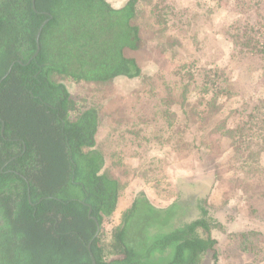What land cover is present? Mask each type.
Instances as JSON below:
<instances>
[{"label":"trees","instance_id":"trees-1","mask_svg":"<svg viewBox=\"0 0 264 264\" xmlns=\"http://www.w3.org/2000/svg\"><path fill=\"white\" fill-rule=\"evenodd\" d=\"M138 1L124 0L113 8L107 0H0L2 264H218L212 233L221 222L206 195L198 202L199 215L190 218L182 195L167 208H155L141 194L113 224L125 185L113 172L123 158L98 147V134L108 119L112 134L123 139L131 135L145 148L173 147L176 136L182 150L209 147V139L227 140L222 153H228V161L240 162L231 190L251 195L250 189H256L264 198V94L222 114L237 93L218 67L209 68L200 83L198 102L190 100L186 89H181V101L171 93L162 97L160 125L143 116L129 117L130 100L115 101L122 97H107L106 105L97 96L94 102L81 93L73 96L80 87L104 97L118 79L146 77L138 56L145 44L139 20L146 10ZM167 1L150 0L152 28L172 17L180 21V13ZM202 1L215 10L232 7L246 15L226 35L239 56H255L257 83L264 88V0ZM166 37V43L151 38L157 40L154 47L166 52L173 39ZM186 67L179 65L177 73ZM153 89H141L135 97L144 98ZM234 114L239 119L231 126L228 119ZM194 118L206 120V135L198 143L195 138L184 142L197 123ZM181 185V193L195 186Z\"/></svg>","mask_w":264,"mask_h":264},{"label":"rangeland","instance_id":"rangeland-1","mask_svg":"<svg viewBox=\"0 0 264 264\" xmlns=\"http://www.w3.org/2000/svg\"><path fill=\"white\" fill-rule=\"evenodd\" d=\"M107 2L113 8H117L124 0ZM167 3L180 13V21L172 17L166 24L152 28V18L148 12L151 7L150 0L138 1V6L146 10L144 18L139 20L145 30V44L138 55L142 60L146 77L141 81L118 79L113 90L106 92L104 97L98 94L99 92L92 93L80 87L73 89V96L77 97L81 93L90 102L95 101V96L102 98V102H106L110 96L122 97L115 101L120 103L130 100L126 110L129 117L137 120L143 116L144 119H153L152 121L158 123L156 125H160L158 120L163 106L159 100L167 93H171L175 100L181 101V89H186L187 96L192 95L190 100L198 102L201 91L199 85L205 80L209 68L216 66L219 70L225 71L224 77L228 78L237 93L236 98H232L229 104H226L222 114L229 112L230 106L243 107L242 103L253 104L257 98L263 97L264 88L257 83L260 72L254 62L255 56L248 58L239 56L226 35L227 30L231 29L237 20L247 19L244 13L236 12L232 7L215 10L214 7L212 9V5L210 6L211 3L202 0H168ZM262 12L264 15V9ZM157 36H164L165 40ZM166 36L173 39L169 38L170 46H166L168 49L163 52L162 46L158 48L154 45L156 39L166 43L168 39ZM183 63H186L187 67L181 69L179 74L178 66ZM260 70L262 72V68ZM160 72L164 75L158 74ZM219 81L221 82L220 78ZM183 84L184 86L180 88ZM185 84L188 85L185 87ZM152 88H154L152 93H147L144 98L143 95L139 100L135 97L141 89L149 92ZM130 93L134 96L131 97ZM238 119L237 115H232L228 119L229 125L233 126ZM194 121L197 122L193 125L196 132L192 129V132L185 134L184 142L192 143L191 140L195 138L198 143L202 140V135H206L205 128L208 127L206 120L203 123L200 119L194 118ZM210 121L214 122V117ZM110 123L109 119L105 121L97 141L98 147L107 154L114 152L116 158L120 156L123 158L122 165L113 168L115 176L122 185H125L113 215V224L119 222L122 212L130 208L141 194L155 208H167L182 195L181 202L186 206L190 218L199 215L198 202L205 199L206 195L207 204L221 222L220 227L212 233L217 240L218 264H264V198H259L256 189H250L251 195H244L245 193L240 190H231L236 184L233 179L238 175L234 170L239 171L240 162L228 161V153H222L227 140L221 139L217 143L216 139H209L212 141L209 147L200 145L199 150H182L176 136L173 140L174 149L167 144H152L153 148L151 146L145 148L139 145L140 139L131 135L123 139L112 134L109 127L113 125ZM200 125L203 127L202 131L199 130ZM163 127H166L165 124ZM262 141L263 139L259 142ZM259 148L260 145H254L255 150ZM262 155L260 165L264 167V153ZM181 182L195 186L189 192L181 193L180 186L181 190L185 189ZM111 226L112 224L105 228L109 230ZM247 232L253 234L240 235ZM235 234L238 236L231 238ZM245 250H248V253Z\"/></svg>","mask_w":264,"mask_h":264}]
</instances>
